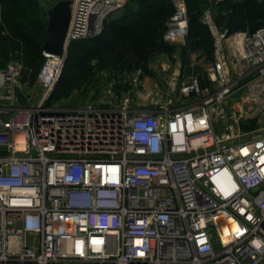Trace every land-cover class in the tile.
<instances>
[{"label":"built area","instance_id":"1","mask_svg":"<svg viewBox=\"0 0 264 264\" xmlns=\"http://www.w3.org/2000/svg\"><path fill=\"white\" fill-rule=\"evenodd\" d=\"M69 1L34 100L0 69V264H264V128L247 130L264 120V27L238 44L206 10L208 86L174 56L135 70L117 108H64L50 100L68 46L126 0ZM171 3L161 40L185 47Z\"/></svg>","mask_w":264,"mask_h":264},{"label":"rangeland","instance_id":"2","mask_svg":"<svg viewBox=\"0 0 264 264\" xmlns=\"http://www.w3.org/2000/svg\"><path fill=\"white\" fill-rule=\"evenodd\" d=\"M59 1L0 0V69L7 64H15L20 68L16 97L21 105L37 96L36 78L44 62L38 46L43 44L47 13ZM149 1L153 11L147 22L154 31L156 46L148 49V52L130 56V52H108V57L95 56L93 38L77 43L79 48L82 47L81 50L76 51L74 47L68 53L67 48L66 62L50 103L64 108L87 105L117 108L136 67L146 62H172L174 56L187 68V72L198 75L203 85L208 86L206 70L211 63L213 47L208 32L200 22L203 12H211L219 29L237 34L235 40L238 44L242 34H252L264 27V14L254 16L264 7V0H184L189 19L185 47L165 46L160 36L173 14L171 0ZM140 4L136 0H126L120 9L105 20L101 34L111 25L121 23L124 16L135 15ZM24 39L30 42L27 46L21 44ZM33 48L35 50L32 51ZM181 48H186V52H182ZM238 50L242 52L240 47ZM260 127L264 128V120L260 125L252 124L247 130Z\"/></svg>","mask_w":264,"mask_h":264},{"label":"trees","instance_id":"3","mask_svg":"<svg viewBox=\"0 0 264 264\" xmlns=\"http://www.w3.org/2000/svg\"><path fill=\"white\" fill-rule=\"evenodd\" d=\"M136 1L141 2V4H140V9H138L137 12H135V15L124 16L122 18L121 23H118L117 25L114 24L111 25L110 28H107V30H105V33H102L101 35L93 38L95 39V48H93L94 49L93 51L95 52V56L102 57L107 55L106 57H108L109 54L108 52H130V54H128L130 56L139 52H146V51L148 52V49H151L156 46L157 40L154 36V31L147 22L149 14H151V12L153 11V7L150 6L151 2L149 0H136ZM263 14H264V7L262 8L261 11L254 14V16L257 15L262 16ZM202 26L208 32L213 47V40L207 27L204 25ZM161 37L162 35L160 36V41L164 45L165 43L162 42ZM82 41L83 40L71 43L68 46V53H70L72 51V48L74 47H76V51L81 50L82 47L79 48L78 47L79 45H77V43H80ZM28 43L30 42L26 41L25 39L21 42V44L22 45L24 44V46H27ZM42 45L40 47L38 46V51L40 52L42 51ZM165 46H167V44H165ZM33 50L35 49L33 48L32 51ZM181 50L182 52H186V48H181ZM148 64L149 62H146L145 64L136 67L134 71L139 68H142L145 72H147L146 68Z\"/></svg>","mask_w":264,"mask_h":264},{"label":"water","instance_id":"4","mask_svg":"<svg viewBox=\"0 0 264 264\" xmlns=\"http://www.w3.org/2000/svg\"><path fill=\"white\" fill-rule=\"evenodd\" d=\"M47 15L48 23L42 52L60 56L64 50L65 35L70 19V1L60 0L48 11Z\"/></svg>","mask_w":264,"mask_h":264}]
</instances>
